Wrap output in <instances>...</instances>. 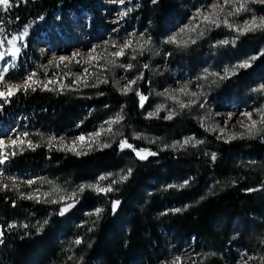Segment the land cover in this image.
I'll list each match as a JSON object with an SVG mask.
<instances>
[{
    "label": "trees",
    "instance_id": "trees-1",
    "mask_svg": "<svg viewBox=\"0 0 264 264\" xmlns=\"http://www.w3.org/2000/svg\"><path fill=\"white\" fill-rule=\"evenodd\" d=\"M96 1L27 0L22 3L16 0L18 6L7 12L0 9V28L4 35L19 34L25 27L29 32L21 42L26 46L16 64L5 75L8 81L23 77L31 64L30 57L35 54V40L54 21L55 13L61 19L70 12L78 15L88 11L96 16ZM151 2L145 0L141 18L143 24L149 21L151 28L170 26L181 15L177 0ZM98 26L102 27L100 22L95 28ZM164 33L166 30L161 36ZM257 37H264V33ZM239 38L241 46L255 39L248 35ZM263 68L264 56H261L237 77L238 82L254 83L263 75ZM87 79L91 83L90 76ZM108 80L109 83L98 87L80 85L61 92L37 88L34 92H18L7 103L0 100V121L8 125L17 114L23 113L33 125L27 132L29 135L36 132L62 135L77 123L81 130H88L90 124L101 121L107 113L115 115L123 109L124 115L119 126L121 136L110 143L111 147L89 150L86 155L78 156L66 150H49L46 144L35 142L32 144L39 145L35 150L27 146L15 156H8V177L30 171L40 179L70 188L90 184L108 173L133 169L131 177L118 183L117 190L107 196L90 190L80 194L76 206L64 216L58 215L61 205L22 199L11 187L0 190V230L4 232L0 240V264H146L167 251L163 232L176 245L193 241L196 251L206 250V243L211 240L219 242L220 248L205 264H223L220 254L224 248L239 244L243 238L244 232L232 238L229 229L233 221L244 230L253 222L251 217L255 219V226L256 220L264 219V136L230 144L210 140L216 151L212 162L201 149L182 153L150 149L158 155L139 160L130 149H119L121 139L126 138L137 149H145L142 141L133 139L132 132L153 130L152 134L168 142L171 136L181 133L182 126L195 130L193 120L148 121L142 116L135 93L122 95L114 81ZM88 109L92 111L87 113ZM238 158H245L250 164H241ZM176 172L192 176L190 188L179 192L160 190L159 185L171 183ZM208 177L217 181L211 189ZM3 183L11 184V181ZM207 190L211 194L206 195ZM113 200L120 201L115 212L111 208ZM188 201L192 205L180 213L165 212L171 204ZM99 205L104 206L99 219L89 216ZM9 224L17 227L9 228ZM23 224L29 227L24 228ZM41 224L42 229L37 231ZM77 238H83V243L74 244Z\"/></svg>",
    "mask_w": 264,
    "mask_h": 264
},
{
    "label": "rangeland",
    "instance_id": "rangeland-1",
    "mask_svg": "<svg viewBox=\"0 0 264 264\" xmlns=\"http://www.w3.org/2000/svg\"><path fill=\"white\" fill-rule=\"evenodd\" d=\"M177 2L178 9L181 12L180 17L170 26L157 27L156 29L151 28L149 21H146L145 24L142 22L141 18L145 0H124L123 4L120 3V0H97L96 16H93L88 11H82L78 15L70 12L65 19H61L59 13H55L54 21L46 30L41 31L38 39L35 40V54L30 57L29 61L31 64L26 67L23 77L16 81H8L9 77L5 76L4 83L10 85L19 84L23 87L24 78L30 73L35 72L37 73L35 79H37L41 85L47 84L49 80H53L58 83L49 85V87L59 89V85L64 84L69 86L64 90L72 89L73 87H80V85L83 86V83H73V81L77 77H81L82 79L85 78L83 69L88 68L86 78L90 76V82L94 81L96 77L99 76L100 79H112L114 84L115 81L118 80L120 81L119 86L122 87L127 80L135 79L140 73H143L144 79L138 81L133 87L138 88L140 92L148 96L144 108H141L143 118L155 122L170 121L163 118L167 115L168 109L180 111L175 101L172 99H165V97L159 95V93L164 92L165 89L179 88L181 85L188 83L190 92H204L205 95L200 96L197 103L193 104L190 108H185L183 111H180V114L173 119L182 120L184 118H190L193 120L195 130L191 131L188 127L182 126L180 127L182 130L181 133L171 136L168 142L152 134L153 130L149 133L148 131L146 133L134 131L132 132V137L136 139L134 133L141 134L144 138L136 140L142 141L145 149L169 151L170 153H182L190 149H201L203 155L209 157L212 162L211 153L216 154V151L215 147L211 146L210 140L217 143L230 144L248 139H234L230 142H225V137L218 138V132L206 131L204 127H201V120H204L207 127H214L219 124L220 127L225 128L226 132L242 133L245 132L246 129L240 126L239 121H243L245 124L249 123V121H247L241 113L255 112L256 109L264 108V91L257 90L264 84V68L263 75L255 79L252 84L249 83L250 81L238 82L237 79L242 73L248 71L257 60L252 61L251 57L259 56L260 58L261 56L259 54L264 52V37H257L264 32L247 34L250 37H255V39L243 46L240 45V38L236 40L235 44L220 45L219 41L224 39L231 40L236 35L223 26L206 31L205 35L197 39L195 44L190 43L187 47L167 43L166 41L168 38L179 33L181 28H184L186 25L200 23L199 20H192L197 9H207V6L215 2V0H177ZM152 3L153 2H151V4ZM247 8V11H243L238 16L230 19L240 24L245 19H250L253 15L264 16V5L248 3ZM128 9H131L128 15L120 18L119 13L127 11ZM225 11H228V7L225 8ZM98 22L101 23L102 27L98 26L95 28ZM165 27H167V29ZM165 30L166 33L161 36ZM133 34L137 37L141 34H143L145 38L150 37L152 41L151 51H145L143 55H140L128 50L125 56L120 57L117 61L118 64H133L134 67L130 70L125 71L123 68L109 65L107 60L112 59L113 57L111 54L119 50L118 47H112V45L116 44L117 46H122L125 39L131 37ZM188 35L192 38H196V33H189ZM182 38L187 39L188 37L177 36L178 40ZM93 48H96L95 53H91L90 51ZM76 53L80 55L74 56ZM90 55H95L97 61L92 62L91 65L85 64L84 61H87ZM133 55L136 56V59H132ZM59 57H66L68 59L64 63H60ZM101 57L105 59H100ZM77 61H79V63H77ZM245 62H250V66L236 69L234 75L225 80H218L215 84H213L212 81L217 79L216 77L209 76L207 80L198 79L204 75L205 69H208L210 72H219L223 74L225 68L232 69L234 66ZM15 63L16 62L11 59L0 61V68L8 67L11 69ZM145 64L149 65V67L144 68L143 65ZM100 65H103V68H101ZM257 70L255 69V71ZM260 70L262 69L260 68ZM4 75H6V73ZM124 77L127 79H124ZM228 83H232L231 86H227ZM3 86V84H0V90L3 89ZM33 86L41 89L38 85ZM115 88L118 91L117 86H115ZM81 89L84 90L83 87H81ZM118 92L120 93V91ZM176 95L177 100L183 101L185 104H187L190 99H193L191 96L183 94ZM201 103L204 104L203 108L199 106ZM160 104L165 105V110L159 113V117L148 118L147 113L155 111L156 107ZM87 111V113H90L92 109H88ZM230 113L233 114V119L225 124L227 116ZM104 116V119L101 121L90 124L88 130H81V125L77 123L72 129L62 135H57L53 132L45 134L36 132L33 135L28 134L27 137H23L22 134L31 130L33 125L26 115L19 113L8 125L0 122V140H4L5 142L3 146H0V152L5 156H15L11 153L22 151L28 146L27 141L29 140L32 143L37 142L46 144L49 150H56L59 144L50 149L47 143L49 137H64L65 141L71 144L76 136L97 131L104 121L115 115L107 113ZM253 119H258V117L254 115ZM119 126L120 123L112 125V133L103 135L101 140L111 143L113 140L120 137ZM105 128H107V125H105ZM36 131L38 130L36 129ZM186 137H195L198 140L204 141V143L196 146L190 144L183 149L176 150L171 147H164V145H171L175 141H183ZM13 139L18 140L15 146L11 144ZM20 139H23L25 142L20 144ZM152 140L156 142L150 143ZM87 143V140L83 145L77 142L76 146L78 150L82 149L87 152L89 151ZM237 161L241 164H250L245 158H238ZM7 167V162L0 165V172L3 173V175H0V182L9 180L7 179L9 178L7 176ZM119 174L124 173L120 170V172L113 174L110 179H118ZM16 175H18V177H16ZM13 177H16L18 181L28 179L37 181L31 188L20 183L19 190H16L20 195L21 193L27 194L32 192L36 188L40 189V194L51 192L52 190L51 185L42 182L49 180L40 179L36 174L30 171L22 172L21 174L15 173ZM97 179L92 183H95ZM185 181H188V184L180 187L184 185ZM108 182L109 181L106 180L103 183L107 184ZM192 182L193 179L191 175L185 174L181 176V174L176 172L172 182L169 184L161 183L159 189L166 191L169 189H176L177 192L187 191ZM207 182L209 183L208 186L210 189L214 183H217L215 179L209 177L207 178ZM54 185L59 186L64 192L68 193L77 188V186L64 188L55 182ZM116 186H118V184L114 187ZM208 194H211L209 190L206 191V195ZM52 198L56 199L57 194L54 193ZM190 202L191 201L184 202L183 204H171L167 209L165 208V212L178 213L174 210H186L192 205ZM103 207V205H99L97 208ZM262 212L264 216V210ZM251 220H253V222L249 224V227H244V230H241V227L237 225V221H233L234 223L229 229L232 238H236L235 236L239 232H244L243 238L240 239L238 242L239 244L224 248V252L220 254V259L223 261V264H244L250 256L257 258L264 256V219H261L262 221H259V219L256 220V226L254 222L255 219L251 217ZM163 235L167 241V251L160 253L146 264H172V261L177 257L180 258L179 264H205L220 248L219 242L216 244L211 240L206 243V250L196 251L193 241L181 242L179 245H176L169 240L165 232H163ZM248 264H259V260H248Z\"/></svg>",
    "mask_w": 264,
    "mask_h": 264
},
{
    "label": "snow or ice",
    "instance_id": "snow-or-ice-1",
    "mask_svg": "<svg viewBox=\"0 0 264 264\" xmlns=\"http://www.w3.org/2000/svg\"><path fill=\"white\" fill-rule=\"evenodd\" d=\"M22 3H27V0H20ZM153 3H156L157 0H152ZM120 3L123 4L124 0H120ZM248 3H255V4H261L264 5V0H215V2L210 3L207 6V9H197L195 15L192 17L193 21L199 20L200 23L198 24H190L186 25L184 28L180 29V32L176 35H173L168 38L166 41L167 43H173L177 46L181 47H187L190 43L195 44L197 42V39L202 38L205 35L206 31H210L212 28H219L221 26L228 28L230 31L234 32L236 35L233 37V39H224L219 41L220 45H228V44H235L236 40L239 39L240 36L247 35L249 33H255V32H264V16H251L250 19H245L242 23L237 24L235 20L230 19L232 17L238 16L241 12L247 11V5ZM13 6L16 5V0H0V9H2L4 12L9 11ZM228 7V11H225V8ZM131 9H128L127 11H123L119 13V17L123 18L124 16L128 15V12H130ZM19 19V17H17ZM41 19H43L41 17ZM203 25V27H202ZM189 33H196V38H192L189 36ZM28 28L25 27V29L20 32L19 34L12 35L10 37L3 34V29L0 28V61H5L6 57H10L11 60L15 61L21 51L22 48L26 45L22 44L21 42L24 41V39L28 36ZM177 36H187V39H177ZM151 38H145L143 34L140 36H135L133 34L131 37L125 39L122 46H117L116 44H113L112 47H118L119 50L112 53V59L107 60V63L113 67H120L123 68L125 71L132 69L134 66L133 64H118L117 61L120 57H123L127 54L128 50H131L133 53H138L140 55H143L145 51H151ZM91 53L96 52V48H93L90 50ZM79 53L74 54V56H79ZM260 56H264V52H261L259 54ZM259 56H253L251 57V60L254 61L258 59ZM68 58L66 57H59V62L64 63ZM100 59H105L104 57H101ZM132 59H136V56L133 55ZM97 61V57L95 55H90L89 59L87 61H84L85 64L91 65L92 62ZM54 62V61H53ZM79 63V61H77ZM250 66V62H245L239 65L234 66V68L229 69L225 68L223 70V74L219 72H210L208 69L204 70V75L199 77L198 79L207 80L209 76L216 77L217 79L213 80L212 83H217L218 80H225L228 79L230 76L235 74V70L238 68H246ZM101 68H103V65H100ZM144 68H148L149 65L145 64L143 65ZM9 71L8 67L0 68V84H3V89L0 90V100H3L5 103H7L11 97L16 95L18 92H25L27 93L29 90L36 91L37 88L33 85L40 86L41 90L46 91H63L66 87H69L68 85L60 84L59 89L55 87H49V85L57 84V81L49 80L47 84L41 85L40 82L35 79L37 76V73L33 72L30 73L28 76L24 78L23 81V87L19 84H5V73ZM83 72L85 74V78L77 77L73 83H83L84 87H98L99 84H107L109 83V80L107 78L100 79L99 76L96 77L94 81L89 83L88 79L86 78L88 74V68H84ZM124 79H127L124 77ZM144 75L143 73H140L135 79L127 80V82L121 87L120 81H115V85L118 88V91L122 95H127L130 92H134L135 95L139 99V106L141 108H144L146 101L148 100V96L144 95L142 92L139 91L138 88H134L133 86L137 84L138 81L143 80ZM202 87V86H200ZM258 91H264V84L260 86ZM103 93H101L102 95ZM176 94H183L186 96H191L193 99H190L187 104H185L183 101L177 100ZM159 95L165 97V99H172L178 104L179 110L183 111L185 108H190L193 104L197 103L200 96L205 95L204 92H190L189 91V84L185 83L181 85L179 88L175 89H165L164 92L159 93ZM201 108L204 107V104L201 103L199 105ZM2 107V105H0ZM165 110V105L160 104L156 107L155 111L147 113L148 118L153 117H159V113L161 111ZM180 111H177L176 109H168L167 115H165L163 118L166 120H172L174 117L180 114ZM123 109H121V112L116 113L114 117L104 121V123L100 126V128L92 133L88 134H81L75 137L73 142L71 144H68L67 141H65L64 137H49L48 139V146L49 148L56 147L57 144H59V147L56 148L58 151H69L72 152L75 155H86L87 152L84 150H78L76 144L79 142L81 145L85 143L87 140V148L88 150L95 149H104L109 148L112 145L108 142H103L101 140V137L103 135L111 134L112 133V125L119 124L121 121L124 120ZM243 117L249 121V123L245 124L243 121H239L240 126L244 129H246L245 132L242 133H234V132H226L224 127H220L219 124L215 125L214 127H207L205 125L204 120H201V127H204L206 131L210 132H218L220 137H225V142H230L234 139H252L256 136H264V108L256 109L255 112H244L241 113ZM256 115L258 119H253V116ZM233 119V114H228L227 119L225 121V124H227L228 121H231ZM105 125H107V128H105ZM23 137H27L28 133L22 134ZM134 136L136 139L144 138L141 134H135ZM25 141L23 139L19 140L20 144H23ZM155 140L150 141V143H155ZM4 140H0V146L4 145ZM18 140L13 139L11 141V144L13 146L17 145ZM28 146L31 147L33 150H35L36 147H39V145H33L32 142L29 140L27 141ZM204 143L202 140H198L195 137H186L183 141H175L171 145H164L165 148L171 147L172 149H183L184 147L188 145L196 146L199 144ZM118 147L121 151H124L125 149H130L135 156L139 160H146L149 156H155L158 155L157 152H153L150 149H144L140 148L137 149L133 144L129 143L128 140L121 139L119 141ZM12 155H15L16 153H11ZM8 159V156L3 155L2 152H0V165L4 164L6 160ZM211 159L215 161L216 154L211 153ZM133 169L128 168L124 174H119L118 179H110L112 177V173H108L107 175L100 176L95 183L90 184H80L76 189L72 190L70 193L64 192L63 189H61L59 186L54 185V182L52 181H42L44 183H48L52 186L51 192H46L43 194H40V189L36 188L34 191L29 192L27 194L21 193L22 199H28V200H34L36 203H53V204H60L61 207L59 208L58 215L64 216L66 213H68L72 208L76 206L78 203L79 195L84 193L86 190H90L95 192L97 195H105L107 196L109 193L116 191L117 189L114 187L118 183H123L127 181L131 175H132ZM0 175H3L2 172H0ZM11 181V184L0 182V190H7L9 187L14 188L16 190H19L20 183H23L27 187L31 188L32 185L36 184L37 181L33 179H28L24 181H18L16 177H9L8 178ZM109 181L107 184H104V181ZM188 184V181L184 182V185H181L180 187H183ZM172 187V186H170ZM248 191H255V189H248ZM57 194V198L53 199V194ZM63 193V194H61ZM120 204L119 200H113L111 202V208L112 211L115 212V210L118 208ZM103 208H96L94 212L89 213V216H96L97 219L101 216L103 213ZM174 211L180 212L181 209H175ZM47 223V220L44 221V224ZM95 223V221H93ZM24 228H28V224L21 225ZM9 228H15L17 227L16 224H9ZM43 227V224L40 225V227L37 228V231H40ZM89 231L92 229L89 228ZM4 235V232L0 230V237ZM83 243V238H77L74 241V244L80 245ZM71 259V257L69 258ZM259 260V264H264V256H261L259 258L257 257H248V260ZM248 260L244 262V264H248ZM180 258L177 257L175 260L172 261V264H179Z\"/></svg>",
    "mask_w": 264,
    "mask_h": 264
}]
</instances>
